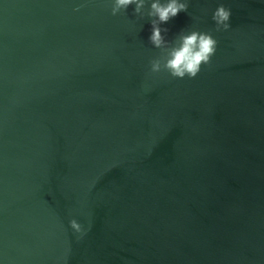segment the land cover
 I'll use <instances>...</instances> for the list:
<instances>
[{
	"label": "water",
	"instance_id": "95a60500",
	"mask_svg": "<svg viewBox=\"0 0 264 264\" xmlns=\"http://www.w3.org/2000/svg\"><path fill=\"white\" fill-rule=\"evenodd\" d=\"M110 7L0 0V264H264V0L161 25L217 40L193 79Z\"/></svg>",
	"mask_w": 264,
	"mask_h": 264
},
{
	"label": "clouds",
	"instance_id": "9594fccd",
	"mask_svg": "<svg viewBox=\"0 0 264 264\" xmlns=\"http://www.w3.org/2000/svg\"><path fill=\"white\" fill-rule=\"evenodd\" d=\"M110 14L115 16L126 12L129 5H134L133 15L143 19L145 16L151 25L149 43L159 50V54L149 60V75L167 73L173 79L195 78L202 65H208L215 54L217 40L211 32L191 29L181 30L168 40L165 38L167 23L180 12H188L189 0H109ZM231 10L223 4L218 5L212 13L215 30H227ZM72 229L80 231L81 225L72 219Z\"/></svg>",
	"mask_w": 264,
	"mask_h": 264
}]
</instances>
